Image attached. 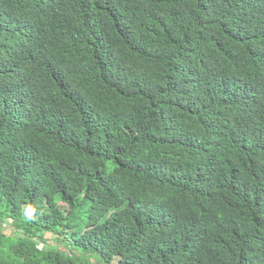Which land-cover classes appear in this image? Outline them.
<instances>
[{
  "label": "trees",
  "instance_id": "trees-1",
  "mask_svg": "<svg viewBox=\"0 0 264 264\" xmlns=\"http://www.w3.org/2000/svg\"><path fill=\"white\" fill-rule=\"evenodd\" d=\"M90 261L264 264V0H0V264Z\"/></svg>",
  "mask_w": 264,
  "mask_h": 264
},
{
  "label": "rangeland",
  "instance_id": "rangeland-1",
  "mask_svg": "<svg viewBox=\"0 0 264 264\" xmlns=\"http://www.w3.org/2000/svg\"><path fill=\"white\" fill-rule=\"evenodd\" d=\"M7 234H9V231H7ZM47 240H48V242H50V245H53V246H57V243H56V241L53 239V237L52 236H47ZM95 261H96V259H94ZM97 262V261H96ZM90 264H95L93 261H90ZM115 264H117V262L115 263Z\"/></svg>",
  "mask_w": 264,
  "mask_h": 264
}]
</instances>
